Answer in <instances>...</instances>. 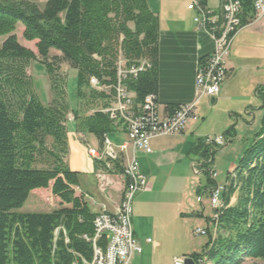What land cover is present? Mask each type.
Here are the masks:
<instances>
[{
    "label": "trees",
    "instance_id": "16d2710c",
    "mask_svg": "<svg viewBox=\"0 0 264 264\" xmlns=\"http://www.w3.org/2000/svg\"><path fill=\"white\" fill-rule=\"evenodd\" d=\"M235 1L244 26L253 14L251 0ZM18 24L22 39L35 43L36 55L17 42ZM0 37H5L0 46V264H89L92 245L83 238L93 237L97 214L83 195H75L77 174L63 162L68 103L61 66L76 73V104L70 110L75 132L92 134L102 143L115 129L101 110L114 100L119 59L124 69L140 61L150 65L122 81L135 95V104L156 96L158 19L147 0H46L42 9L25 0H0ZM51 51L57 54L49 56ZM32 62L44 67L49 103L41 102L27 75ZM90 78L102 90L92 89ZM255 95L261 104L259 129L227 176L215 234L207 230L201 253L190 256L194 262L201 257L210 264L264 262V85ZM167 109L173 113L177 107ZM232 131L222 135L226 145L235 137ZM202 146V157L211 164L220 148L211 149L203 141ZM111 164V169L104 164L102 169L124 173L118 160ZM49 185L59 208L18 212L31 192ZM234 195L236 203L230 206Z\"/></svg>",
    "mask_w": 264,
    "mask_h": 264
},
{
    "label": "crops",
    "instance_id": "0c3cea01",
    "mask_svg": "<svg viewBox=\"0 0 264 264\" xmlns=\"http://www.w3.org/2000/svg\"><path fill=\"white\" fill-rule=\"evenodd\" d=\"M193 1L147 0L150 12L158 19L155 97L160 117L171 114L169 106L178 109L193 102L197 68L214 51L211 34L194 23L196 10L187 9ZM201 3L213 16L220 17L221 0H201ZM225 67L226 77L218 96L200 98L195 104L196 119L189 121L180 134L151 140L150 154L134 152L127 144L125 128L119 123L105 136L113 147L126 146L125 152L117 156L120 167L123 169L134 157L139 173L145 178L131 210L133 236L142 250L133 257L131 262L136 261L135 264H173L174 259L190 258L197 253L191 245L193 232L201 229L207 233L210 229L214 210L208 194L212 187L207 182L210 171L202 157V141L222 136L232 128L235 135L232 140L248 146L257 132L248 129V121H254L260 114L261 104L255 91L264 85V16L255 19L251 14L250 21L237 32ZM138 105L134 102V106ZM66 126L67 152L63 162L77 174L75 195H83L93 214L101 211L114 214L127 184L126 177L108 174L102 169V162L90 156L89 150L103 151L95 136L75 132L73 122ZM229 168L230 172L234 170L233 163ZM203 174L207 176L205 182L201 179ZM204 199L212 209L211 214L205 212ZM235 203L236 195L229 205Z\"/></svg>",
    "mask_w": 264,
    "mask_h": 264
},
{
    "label": "built area",
    "instance_id": "2783aa9c",
    "mask_svg": "<svg viewBox=\"0 0 264 264\" xmlns=\"http://www.w3.org/2000/svg\"><path fill=\"white\" fill-rule=\"evenodd\" d=\"M222 13L220 17L213 16L212 12L201 5V0H194L188 10H196L194 19L202 31L211 34L214 51L197 68L195 76V95L191 104L181 106L173 113L160 117L158 113L157 99L148 95L142 103L134 106L133 93L126 90L122 81L127 76L135 77L150 68L145 61H140L137 67L124 69L123 60L119 59L117 65V82L115 86V97L110 107L101 110V113L115 123L122 125L127 133V144L134 152L150 154V141L155 138L180 134L185 131L189 121L195 120V104L202 98L214 99L218 96L220 86L226 77L225 60L228 57L231 42L242 25L239 19V7L235 0H221ZM253 15L255 19L264 16V0H251ZM92 89L101 90L98 81L89 79ZM203 143L211 149L225 146L226 139L223 136L206 137ZM103 151L95 152L89 150L90 156L102 162L106 169H111L112 164L117 160L118 154L125 152L126 146L113 147L104 137ZM210 180L214 181L215 174L209 172ZM124 177L127 179L126 187L122 193V199L118 210L114 214L105 211L98 213L93 221L94 235L91 239L83 238L92 245V260L89 264H131L134 256L141 254V246L133 236L131 226L132 202L135 194L142 189L145 178L139 173L138 164L134 157L124 167ZM225 185L215 184L209 194L208 200L214 210L211 218V227L214 229L218 212L222 208L221 195ZM197 237L206 236V231L197 229L193 232ZM101 240H104L102 246ZM150 240H147L149 243ZM185 258L173 260V264H183ZM195 264H209L206 258H200Z\"/></svg>",
    "mask_w": 264,
    "mask_h": 264
},
{
    "label": "rangeland",
    "instance_id": "374dc122",
    "mask_svg": "<svg viewBox=\"0 0 264 264\" xmlns=\"http://www.w3.org/2000/svg\"><path fill=\"white\" fill-rule=\"evenodd\" d=\"M25 1L34 3L35 5H37L38 8L42 9L46 0H25ZM21 33H22V26L18 24L14 32L17 38V42L23 47L31 50L36 55V50L34 47L35 43L25 42L21 37ZM4 39L5 37H0V46L2 42L4 41ZM56 54H57L56 52L51 51L49 53V56H55ZM61 73L62 75H65L66 80H67L66 98H67V103H68V111L66 113V120H67L66 124L67 123L69 124L73 122V115L71 114L70 110H73L76 104V73L75 71L70 70L66 65L61 66ZM27 75L33 80V85H34L33 87H34L35 93L39 96L41 102L49 103L50 89H49V84L46 78L44 67L39 65L37 62H32L27 68ZM104 90L107 91V89H104ZM260 115H261V112L254 121L252 119H249L248 122L250 125L248 126V129H250L251 131H258ZM243 144L244 142L242 141H239V143H236L234 140H232L227 146L225 147L223 146L222 148L218 149L215 152L213 163L208 165V171H212L215 174L214 184L216 183L218 185L219 184L224 185L226 183L228 173H231L230 168H229L230 164L233 163L234 167H236L239 159L242 156L243 151H245V149L249 146V145L243 146ZM229 146H234V147H229ZM206 177H207L206 175L204 174L202 175L201 177L202 182L206 181ZM207 182H208V179H207ZM214 184L211 185V187H213ZM206 202H207L206 199L203 200L205 212L207 214H211L212 209L209 206V204L208 205L206 204ZM59 207H60L59 200L51 195L50 185H49L48 189L34 190V192H32L29 195L27 201L22 206V208L18 210V212L20 213H34V212L46 213V212H51ZM209 231L212 234H215L214 229L210 228ZM207 241H208V238L206 236L195 237V235L192 234L191 245H193L194 250L197 252L196 254L201 253L202 251L201 248L203 249ZM135 262L136 261L131 262V264H135ZM242 264H264V262L244 259L242 261Z\"/></svg>",
    "mask_w": 264,
    "mask_h": 264
},
{
    "label": "water",
    "instance_id": "95a60500",
    "mask_svg": "<svg viewBox=\"0 0 264 264\" xmlns=\"http://www.w3.org/2000/svg\"><path fill=\"white\" fill-rule=\"evenodd\" d=\"M183 264H195V263H194L193 259H191V258H185Z\"/></svg>",
    "mask_w": 264,
    "mask_h": 264
},
{
    "label": "bare ground",
    "instance_id": "6f19581e",
    "mask_svg": "<svg viewBox=\"0 0 264 264\" xmlns=\"http://www.w3.org/2000/svg\"><path fill=\"white\" fill-rule=\"evenodd\" d=\"M205 200V199H204Z\"/></svg>",
    "mask_w": 264,
    "mask_h": 264
}]
</instances>
